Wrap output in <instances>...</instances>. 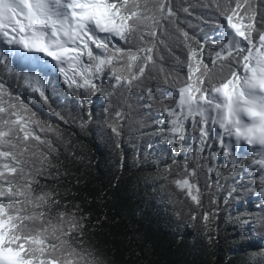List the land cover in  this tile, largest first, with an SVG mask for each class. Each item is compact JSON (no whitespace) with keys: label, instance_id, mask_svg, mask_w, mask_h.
<instances>
[{"label":"snow or ice","instance_id":"snow-or-ice-1","mask_svg":"<svg viewBox=\"0 0 264 264\" xmlns=\"http://www.w3.org/2000/svg\"><path fill=\"white\" fill-rule=\"evenodd\" d=\"M206 6L218 14L219 27L223 30L221 39H213L216 47L207 50L206 40H199L179 26L175 33L171 31L173 23L178 25L172 0H0V48L3 49L0 50V103L4 101V92L9 93L7 106L0 107V113H5L0 117L3 121L0 138L6 147L0 150V157L15 161L4 167L9 173L17 174L0 173L3 184L8 185L7 188L0 185V197L7 200V204L0 201V264H106L86 239L90 216H78L79 205L71 214L63 211L55 219L51 218V211H34L29 215L22 210V201L17 197L31 202L32 189L17 182L26 162L13 150L21 140L17 131L19 122H14L12 117L19 115L17 109L30 112L32 117L36 112L24 103L21 93H13L12 77L16 88H21L23 81L33 97L39 93L53 112L56 109L52 108L46 87L53 81L63 84L81 105L91 104L92 96L110 100L113 93L123 96L134 88L147 89L148 100L154 101L153 89L146 80L151 76L149 61H155L156 42H163L170 50L172 43L177 47L183 45L189 49L188 75L186 80L178 78L174 92L169 93L173 98L163 106L158 132L168 136L175 163L176 155L189 138L185 121L191 122L189 150L193 153L194 166L189 171L190 165L185 164L183 175L192 182L181 179L176 184L187 190L196 206L193 219L202 216L205 229L210 230L216 209L203 210L202 193L198 187L196 194L192 190L196 187L198 169L204 166L209 173L213 172L221 155L224 166L233 173L229 197L237 189H246L248 185L244 181L255 175L260 181L257 195L264 197V14L261 13L264 0L234 3L216 0L214 5ZM184 11L191 15L188 7ZM140 52L144 55L140 56ZM118 62L126 67L118 70ZM194 72L198 73L195 79ZM14 100H19V104ZM84 126L82 122L81 127ZM109 126L117 137L115 147L119 149L122 126ZM28 139L29 133L25 131L24 140ZM41 143L51 149L50 142ZM205 158L209 163L202 165ZM254 166H258L256 171ZM215 175V186L220 188L222 173L216 170ZM216 204L212 196L211 205ZM46 206L50 210L59 208L60 201L53 197ZM258 207L261 211L256 220L264 229V201ZM36 208L41 205L37 203ZM257 256L259 259H252V264H264V251Z\"/></svg>","mask_w":264,"mask_h":264},{"label":"trees","instance_id":"trees-1","mask_svg":"<svg viewBox=\"0 0 264 264\" xmlns=\"http://www.w3.org/2000/svg\"><path fill=\"white\" fill-rule=\"evenodd\" d=\"M172 3L178 25L173 23L171 31L175 33L179 26L199 40H206V50L216 47L213 39H221L223 30L219 27L218 14L206 6L214 5L216 0H172ZM185 7L191 15L184 11ZM261 13L264 14V8ZM156 44L155 61L148 64L151 76L146 80L153 89L154 101L148 100L147 89L134 88L123 96L113 93L110 100L92 96L91 104L81 105L63 84L53 81L46 87L52 108L60 113L57 115L39 93L33 97L23 81L21 88H16L12 77L13 93H21L24 103L36 112L32 117L30 112L17 109L19 115L12 117L14 122H19L17 131L21 140L13 150L26 162L17 182L32 189L31 202H24L23 197L17 199L22 201V210L27 214L51 211L53 219L63 211L71 214L79 205L77 215L90 216L86 239L106 264H252V259H259L257 253L264 251V229L256 220L261 211L258 205L264 201V197L257 195L259 176L246 179L248 187L237 189L229 197L233 173L224 166L222 155L213 172L202 166L192 191L196 194L198 187L202 193L203 210L215 208L216 212L210 230L205 229L202 216L193 219L196 206L187 190L176 184L177 180L190 179L183 175L185 164L190 165L189 171L194 166L193 153L189 150L191 122L185 121L189 138L176 155L175 163L168 136L158 132L163 106L173 98L169 93L174 92L178 78H187L189 49L172 43L170 50L163 42ZM84 58L87 59L86 53ZM181 60L185 63L181 64ZM207 63L211 69V60ZM116 67L123 70L126 65L122 67V62H118ZM197 74L193 73V79ZM3 75L8 76L6 72ZM3 95L0 107L8 104L9 93L5 91ZM14 103L19 104V100ZM117 112L121 115L117 116ZM4 116L5 113H0V117ZM109 125L122 126L119 149L115 147L117 137ZM25 131L29 133L28 141L24 140ZM41 141L50 142L51 149ZM0 150H6L3 138H0ZM7 163L15 161L0 157V173L16 176L4 167ZM208 163L207 158L202 160V165ZM17 168L20 172L19 164ZM257 168L254 166L253 171ZM216 170L222 173L220 188L215 186ZM0 185L8 187L3 184V177ZM212 196L217 200L216 205H211ZM39 197L46 199L38 200ZM53 197L59 199L60 206L50 210L47 200ZM0 201L7 204L4 197ZM37 203L41 208H36Z\"/></svg>","mask_w":264,"mask_h":264},{"label":"bare ground","instance_id":"bare-ground-1","mask_svg":"<svg viewBox=\"0 0 264 264\" xmlns=\"http://www.w3.org/2000/svg\"><path fill=\"white\" fill-rule=\"evenodd\" d=\"M227 41V40H226Z\"/></svg>","mask_w":264,"mask_h":264}]
</instances>
